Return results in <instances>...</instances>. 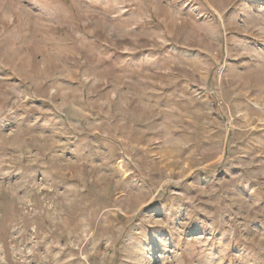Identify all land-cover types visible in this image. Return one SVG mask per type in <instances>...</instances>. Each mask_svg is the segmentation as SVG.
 Wrapping results in <instances>:
<instances>
[{"label":"rangeland","instance_id":"1","mask_svg":"<svg viewBox=\"0 0 264 264\" xmlns=\"http://www.w3.org/2000/svg\"><path fill=\"white\" fill-rule=\"evenodd\" d=\"M0 264H264V0H0Z\"/></svg>","mask_w":264,"mask_h":264}]
</instances>
